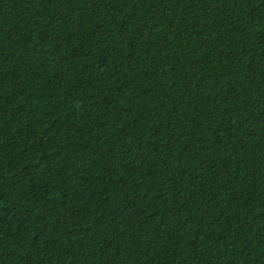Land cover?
<instances>
[{
    "label": "trees",
    "instance_id": "1",
    "mask_svg": "<svg viewBox=\"0 0 264 264\" xmlns=\"http://www.w3.org/2000/svg\"><path fill=\"white\" fill-rule=\"evenodd\" d=\"M0 264H264V0H0Z\"/></svg>",
    "mask_w": 264,
    "mask_h": 264
}]
</instances>
